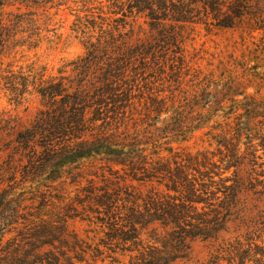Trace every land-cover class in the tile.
Segmentation results:
<instances>
[{"label": "rangeland", "instance_id": "374dc122", "mask_svg": "<svg viewBox=\"0 0 264 264\" xmlns=\"http://www.w3.org/2000/svg\"><path fill=\"white\" fill-rule=\"evenodd\" d=\"M1 3L0 264H264V0Z\"/></svg>", "mask_w": 264, "mask_h": 264}, {"label": "trees", "instance_id": "16d2710c", "mask_svg": "<svg viewBox=\"0 0 264 264\" xmlns=\"http://www.w3.org/2000/svg\"><path fill=\"white\" fill-rule=\"evenodd\" d=\"M0 6H3V3H1V0H0ZM56 95H53V98L51 97V101L55 102L57 101V98L58 96H63V97H66L69 93H68V89L69 87L65 84H63L62 82H59L57 83L56 85ZM81 86V85H79ZM81 87H78L77 88V91L74 93L76 96H82V95H85V90H79ZM84 93V94H83ZM44 100V102H47L49 99L45 97V94H42ZM47 96V95H46ZM69 96V95H68ZM77 96L78 100H79V97ZM83 100H85V97H83ZM243 184H244V180L242 178H238L237 175L235 176V181L233 183V185L230 187V189L233 191V197L236 198L238 196V194L240 193V189L241 187H243ZM252 188V186L250 187ZM249 188V189H250ZM0 246H1V243L2 241L5 239V235H6V229L5 228H2V225H0ZM36 263H43V261H33L31 264H36ZM14 264H19V263H14Z\"/></svg>", "mask_w": 264, "mask_h": 264}]
</instances>
